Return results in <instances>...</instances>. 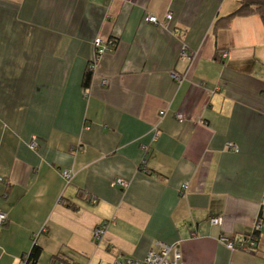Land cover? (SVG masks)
<instances>
[{
  "label": "crops",
  "instance_id": "0c3cea01",
  "mask_svg": "<svg viewBox=\"0 0 264 264\" xmlns=\"http://www.w3.org/2000/svg\"><path fill=\"white\" fill-rule=\"evenodd\" d=\"M238 7L0 0L4 264L34 244L38 264L57 254L113 264L157 242L177 244L183 264H264V26L249 17L216 29ZM97 38L114 50L95 62ZM260 220L255 253L222 243L248 241Z\"/></svg>",
  "mask_w": 264,
  "mask_h": 264
},
{
  "label": "built area",
  "instance_id": "2783aa9c",
  "mask_svg": "<svg viewBox=\"0 0 264 264\" xmlns=\"http://www.w3.org/2000/svg\"><path fill=\"white\" fill-rule=\"evenodd\" d=\"M166 20L170 21L172 20V15L171 14H167L165 17ZM145 22L148 24H155V25H159L161 22L158 19V17L156 16H147L145 18ZM94 49L96 52V56H95V62H97L102 56H104L107 53H111L114 50V43L112 41H104L101 38H97L94 41ZM224 57H227V53H224L223 55ZM94 62V64H95ZM94 64H92V68H94ZM173 78L178 82V83H182L183 82V78L181 76H179L178 74H173ZM103 86H107L109 84V82L107 80H103L102 81ZM161 116L165 115V112H161L160 113ZM177 119L182 122L183 121V116L182 115H177ZM31 150H37L38 149V144L36 143V141H32L29 145ZM227 149L230 151H233L235 153H238L240 150L237 146H235L234 144H228L227 145ZM62 176L65 179V181L67 182V184H70L74 174L72 172V170H63L62 171ZM4 183V178L2 176H0V190L2 188V185ZM120 184L122 186H125V182H120ZM188 186L184 185L183 189L187 190ZM93 203H96V201H94ZM8 221V216L6 213L0 211V226H3L6 222ZM211 223L213 225H220L222 224V219L221 218H212L211 219ZM262 221L258 222L254 233L251 235V237L248 239V241L244 242V243H234L231 240L227 239V238H222L221 241L222 243H224L229 249L231 250H236V249H241L244 251H249V252H253L252 249L256 246V236L255 233L256 232H260L261 228H262ZM105 224L96 228L95 232H94V237L96 240H101L104 235H105ZM38 236H36L37 238ZM19 264H30L29 263V258L28 256H25L23 258L20 259ZM74 264H80L78 262L74 263ZM113 264H183L182 261V254L180 251V248L177 244H166V243H162V242H157L153 248H151V250L147 253V255L142 258V259H135V258H119L117 259Z\"/></svg>",
  "mask_w": 264,
  "mask_h": 264
},
{
  "label": "trees",
  "instance_id": "16d2710c",
  "mask_svg": "<svg viewBox=\"0 0 264 264\" xmlns=\"http://www.w3.org/2000/svg\"><path fill=\"white\" fill-rule=\"evenodd\" d=\"M249 17L260 18L264 26V0H239L238 9L234 13L230 14L229 16L221 18L216 24V29L230 28L231 24L233 23L235 19L249 18ZM92 77H93V73L90 69H88L85 73L84 80H83L84 89H88L90 87ZM258 234L259 232H256L255 236H257ZM256 240H257V237H256ZM25 256H28L30 264H38L42 256V248L39 247L37 244H34L31 251L28 254L22 256V258ZM57 263L58 264H74V262L70 258L62 254H57L51 258L50 264H57Z\"/></svg>",
  "mask_w": 264,
  "mask_h": 264
},
{
  "label": "rangeland",
  "instance_id": "374dc122",
  "mask_svg": "<svg viewBox=\"0 0 264 264\" xmlns=\"http://www.w3.org/2000/svg\"><path fill=\"white\" fill-rule=\"evenodd\" d=\"M11 252H13V249L11 248V246H8L7 249H5V248L4 249H2V248L0 249V258L2 259L4 257L3 261H1V264H4V261L7 260L8 256L10 255L9 253H11ZM80 258H81L80 256L73 255L72 260L75 261V262H78L80 264H88V262L86 263V262H84L82 260V258L81 259ZM78 259H80V260H78ZM44 260H46V256L43 257V259L41 260L40 264H49L50 263V261L48 259H47L46 262Z\"/></svg>",
  "mask_w": 264,
  "mask_h": 264
}]
</instances>
